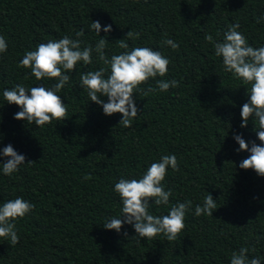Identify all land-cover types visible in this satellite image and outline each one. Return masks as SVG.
Returning <instances> with one entry per match:
<instances>
[{"label": "trees", "instance_id": "obj_1", "mask_svg": "<svg viewBox=\"0 0 264 264\" xmlns=\"http://www.w3.org/2000/svg\"><path fill=\"white\" fill-rule=\"evenodd\" d=\"M0 264H264V0H0Z\"/></svg>", "mask_w": 264, "mask_h": 264}]
</instances>
